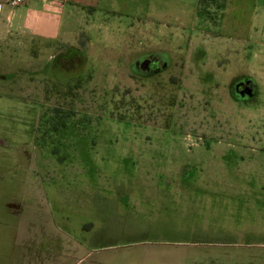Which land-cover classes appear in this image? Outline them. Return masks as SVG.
Wrapping results in <instances>:
<instances>
[{
    "label": "rangeland",
    "instance_id": "obj_1",
    "mask_svg": "<svg viewBox=\"0 0 264 264\" xmlns=\"http://www.w3.org/2000/svg\"><path fill=\"white\" fill-rule=\"evenodd\" d=\"M224 1L77 10L48 40L4 6L0 214L92 221L113 264H264V57L220 32ZM155 199L209 213H110Z\"/></svg>",
    "mask_w": 264,
    "mask_h": 264
},
{
    "label": "crops",
    "instance_id": "obj_2",
    "mask_svg": "<svg viewBox=\"0 0 264 264\" xmlns=\"http://www.w3.org/2000/svg\"><path fill=\"white\" fill-rule=\"evenodd\" d=\"M145 1L156 10L153 15L161 17L162 25H167L163 20L162 0H154V3L152 0H126L130 6H119V0H23L8 14L14 26L12 31L17 36L25 30L24 33L47 36L48 40L53 34L52 29L58 27L60 32L63 14L73 17L77 10H91L89 17H94L98 9L116 13L121 9L134 11ZM221 9L220 32L229 39H249L255 46L252 57H264V0H225ZM126 15L136 17V13L128 12ZM195 17L194 13L192 21ZM261 181L264 184V179ZM160 184L150 185L155 186L153 191L157 192ZM147 196L145 191L144 197ZM164 202L167 203L162 206L163 202L155 199L139 211L113 210L110 213L121 216L122 220L125 217L121 213H209L204 205L200 210L179 209L178 203L172 200ZM95 234L96 227L92 221L75 224L64 213H1L0 264H113L107 255L100 254L112 245L99 243Z\"/></svg>",
    "mask_w": 264,
    "mask_h": 264
},
{
    "label": "flooded vegetation",
    "instance_id": "obj_3",
    "mask_svg": "<svg viewBox=\"0 0 264 264\" xmlns=\"http://www.w3.org/2000/svg\"><path fill=\"white\" fill-rule=\"evenodd\" d=\"M163 62L162 61V53L160 54H148V53H144L141 55L140 60H139V68H140V72H147L150 73L152 71L156 70V67L158 66V64L160 65V63ZM252 84L250 81H248V79H241V80H237L234 82V84L232 85L233 88L232 90L234 91H246L249 87V85ZM253 86V85H252Z\"/></svg>",
    "mask_w": 264,
    "mask_h": 264
},
{
    "label": "built area",
    "instance_id": "obj_4",
    "mask_svg": "<svg viewBox=\"0 0 264 264\" xmlns=\"http://www.w3.org/2000/svg\"><path fill=\"white\" fill-rule=\"evenodd\" d=\"M23 0H1L0 10H3L4 6L10 7V9H14L15 7L21 5Z\"/></svg>",
    "mask_w": 264,
    "mask_h": 264
}]
</instances>
